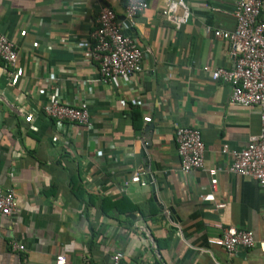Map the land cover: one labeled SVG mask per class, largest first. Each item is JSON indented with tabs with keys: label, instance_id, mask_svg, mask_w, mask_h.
Wrapping results in <instances>:
<instances>
[{
	"label": "crops",
	"instance_id": "obj_1",
	"mask_svg": "<svg viewBox=\"0 0 264 264\" xmlns=\"http://www.w3.org/2000/svg\"><path fill=\"white\" fill-rule=\"evenodd\" d=\"M166 1L182 2L173 19ZM105 6L142 52L127 84H103L84 63ZM124 7L125 0H0V32L16 47L20 72L11 85L0 65V190L15 196V211L0 221V264H53L57 255L66 264H107L115 254L120 264H264V190L224 171L232 152L259 135V109L232 105L229 86L203 71L233 66L226 42L212 33L234 30L232 0H148L132 22ZM49 85L68 105L86 100L91 129L56 136L42 112ZM176 126L200 131L202 170L180 171ZM139 169L145 185L128 182ZM209 169L217 170L214 196L223 208L202 199ZM228 227L252 231L256 246L231 257L208 244Z\"/></svg>",
	"mask_w": 264,
	"mask_h": 264
},
{
	"label": "built area",
	"instance_id": "obj_2",
	"mask_svg": "<svg viewBox=\"0 0 264 264\" xmlns=\"http://www.w3.org/2000/svg\"><path fill=\"white\" fill-rule=\"evenodd\" d=\"M235 28L232 32L214 30L213 36L227 44V54L233 62L231 69L217 68L204 72L210 73L213 80L221 81L230 88V103L243 108L257 107L261 123L257 137L239 152H232L231 163L224 168L228 174L241 178H250L264 190V21L260 15L264 11V0H232ZM182 2L166 1L164 13L169 19ZM148 8V0H125L124 15L127 22ZM187 14L177 20L184 23ZM125 25L117 20L115 12L105 6L96 18V28L91 34V42L87 47L84 63L96 66L98 81L108 84L117 79L127 84L142 66V52L135 41L124 32ZM17 50L15 45L0 32V65L7 70L11 85H14L20 72L16 70ZM53 80L54 74H49ZM50 97L42 107L43 115L54 125L56 136L66 140L71 137L69 131L74 126L92 128L88 103L81 99L77 105L71 106L63 102L60 90L48 86ZM174 138L180 162V171L190 174L202 170L204 166V144L199 130L189 126H176ZM227 147L224 146L223 152ZM209 176V192L203 196L205 202L212 203L215 208H223L214 196L217 185V170H207ZM144 175L137 170L128 182L140 183ZM15 211V196L12 190H0V221L9 218ZM264 222V215L262 216ZM210 246L223 249L229 256H234L239 249H251L256 246L253 232L237 230L233 227L222 228L220 237L208 240ZM264 254V241L258 244ZM12 251H23L24 247L11 244ZM121 255L115 254L107 264H120ZM16 264H25L18 260ZM53 264H66L63 255H57ZM84 264H100L85 262Z\"/></svg>",
	"mask_w": 264,
	"mask_h": 264
},
{
	"label": "trees",
	"instance_id": "obj_3",
	"mask_svg": "<svg viewBox=\"0 0 264 264\" xmlns=\"http://www.w3.org/2000/svg\"><path fill=\"white\" fill-rule=\"evenodd\" d=\"M130 120L132 122V126L135 130H139L141 127V115L139 110L136 107H130L129 112Z\"/></svg>",
	"mask_w": 264,
	"mask_h": 264
},
{
	"label": "water",
	"instance_id": "obj_4",
	"mask_svg": "<svg viewBox=\"0 0 264 264\" xmlns=\"http://www.w3.org/2000/svg\"><path fill=\"white\" fill-rule=\"evenodd\" d=\"M150 129H151V126H150ZM148 148H149V147L145 148V150H148ZM141 155L144 156V157L146 156V153H145L144 150L141 151ZM146 161H147V158L145 157V158H144V162H146ZM144 178L147 179V176H145Z\"/></svg>",
	"mask_w": 264,
	"mask_h": 264
}]
</instances>
